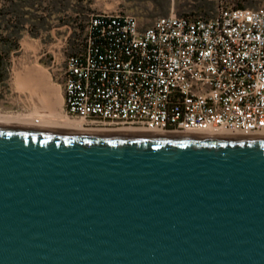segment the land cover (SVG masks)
I'll return each instance as SVG.
<instances>
[{"label": "water", "instance_id": "water-1", "mask_svg": "<svg viewBox=\"0 0 264 264\" xmlns=\"http://www.w3.org/2000/svg\"><path fill=\"white\" fill-rule=\"evenodd\" d=\"M0 264H264V138L0 127Z\"/></svg>", "mask_w": 264, "mask_h": 264}, {"label": "built area", "instance_id": "built-area-1", "mask_svg": "<svg viewBox=\"0 0 264 264\" xmlns=\"http://www.w3.org/2000/svg\"><path fill=\"white\" fill-rule=\"evenodd\" d=\"M210 1V18L170 14L145 29L100 13L123 23L127 59L109 72L67 55L63 114L86 131L264 137V8Z\"/></svg>", "mask_w": 264, "mask_h": 264}, {"label": "rangeland", "instance_id": "rangeland-1", "mask_svg": "<svg viewBox=\"0 0 264 264\" xmlns=\"http://www.w3.org/2000/svg\"><path fill=\"white\" fill-rule=\"evenodd\" d=\"M71 2V9L76 5V2L80 3V18L84 22L89 21L90 17L99 13L116 14L118 11H124L137 18L142 29H145L153 24V22L160 18L165 17L162 15L160 8H155V2L169 6V13L177 16L191 15L192 13H198L194 8L195 2L192 0H66ZM210 1V0H208ZM5 0H0V7ZM230 4L235 7L243 5L250 9H262L264 8V0H230ZM239 8V7H238ZM69 10V14H73L72 10ZM216 12V6L214 10L209 12V16L204 18H210ZM75 17V14H73ZM200 14H198L199 16ZM203 15V14H202ZM58 15L52 17L50 23H48L47 31H42L38 38H33L29 33H26L20 41V50L11 56L9 79L6 87L3 88V99L0 102V113H12V114H30L34 111L43 110L40 105L41 98L31 92V90L17 91L16 90V73L22 71L25 66L38 65L44 69L49 75L52 85L60 88V94L63 98L64 87L62 84V76L64 67V59L70 52L72 39L77 29V23L71 22L68 17L65 18L68 26L61 25L58 20ZM201 17V16H199ZM79 32H76V38L79 37ZM69 39V40H67ZM79 39V38H78ZM31 45L32 49H29L27 45ZM43 101V99H42ZM41 107V108H40ZM63 110V109H62ZM155 135V134H154ZM257 138V137H255Z\"/></svg>", "mask_w": 264, "mask_h": 264}, {"label": "trees", "instance_id": "trees-1", "mask_svg": "<svg viewBox=\"0 0 264 264\" xmlns=\"http://www.w3.org/2000/svg\"><path fill=\"white\" fill-rule=\"evenodd\" d=\"M195 2L194 8L198 13L184 15L185 17L209 16V12L214 10L215 3L208 0H192ZM155 8L162 9V15L169 13V6H165L156 1ZM71 2L66 0H5L0 7V102L3 99L2 91L6 87L9 79L10 59L13 54L20 50V41L26 33L33 38H38L42 31H47L48 23L52 17L58 15V22L63 26H68L65 18L77 23L79 39L74 34L69 56L85 59L90 56L96 67L102 69L106 67L109 72L115 60L127 59L126 37L121 31L122 22L116 18L104 17L100 13L92 15L89 21H81L80 3L71 9ZM239 8H246L238 5ZM72 10L75 14H69ZM198 14H200L198 16ZM203 14V15H202ZM96 23V24H94ZM69 40V39H67Z\"/></svg>", "mask_w": 264, "mask_h": 264}, {"label": "bare ground", "instance_id": "bare-ground-1", "mask_svg": "<svg viewBox=\"0 0 264 264\" xmlns=\"http://www.w3.org/2000/svg\"><path fill=\"white\" fill-rule=\"evenodd\" d=\"M27 46L29 47V49H32V46L30 44ZM15 77L16 90L22 92L31 90V92L37 94L41 98L40 105L43 110H36L30 114L0 113V127L46 129L57 132L84 133L104 137L132 136L143 134L130 129L97 131L83 130L77 122L68 119L63 114L62 106L64 103V96L62 98L60 94V88L52 85L49 75L44 71L42 67L36 64L25 66L22 71H18L16 73ZM36 119L40 120V124H36ZM155 136L167 137L168 134H155ZM188 136L192 138L203 139L244 138L239 136H231L228 134H224L222 136H212L206 133H194L189 134ZM252 138L261 139L264 137Z\"/></svg>", "mask_w": 264, "mask_h": 264}]
</instances>
